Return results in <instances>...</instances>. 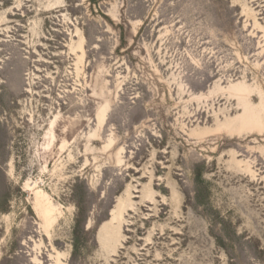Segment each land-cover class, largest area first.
<instances>
[{"label": "rangeland", "instance_id": "obj_1", "mask_svg": "<svg viewBox=\"0 0 264 264\" xmlns=\"http://www.w3.org/2000/svg\"><path fill=\"white\" fill-rule=\"evenodd\" d=\"M0 264H264V0H0Z\"/></svg>", "mask_w": 264, "mask_h": 264}, {"label": "bare ground", "instance_id": "obj_2", "mask_svg": "<svg viewBox=\"0 0 264 264\" xmlns=\"http://www.w3.org/2000/svg\"><path fill=\"white\" fill-rule=\"evenodd\" d=\"M117 220H118L117 217H115V221H117ZM106 230H107V235H108V237H109L112 233L115 232V229H114L113 227H107Z\"/></svg>", "mask_w": 264, "mask_h": 264}]
</instances>
